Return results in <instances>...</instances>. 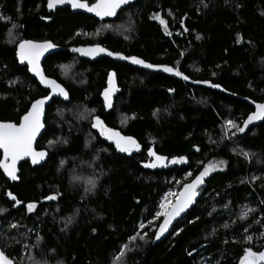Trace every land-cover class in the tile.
<instances>
[{
	"label": "trees",
	"instance_id": "obj_1",
	"mask_svg": "<svg viewBox=\"0 0 264 264\" xmlns=\"http://www.w3.org/2000/svg\"><path fill=\"white\" fill-rule=\"evenodd\" d=\"M46 5L47 0H0V120L18 123L31 102L46 93L18 64L15 48L24 38L58 44L61 50L44 63L45 71L70 93L69 101L54 99L47 108L46 131L37 148L49 152V161L39 167L24 162L15 184L0 170V207L5 209L0 214V248L16 264H28L23 244L27 239L39 256L35 261L45 264H239L246 248L261 250L264 122L231 135L235 129L226 121L242 126L254 109L245 99L264 102V0H137L124 9L116 21L132 15L127 39L107 33L103 44L154 65L177 68L182 76L107 57L80 59V68L70 67L77 56L64 49L66 41L82 42L76 31L86 27L94 28L93 33L99 23L68 9L52 15ZM110 69L117 73L121 91L106 109L101 90ZM184 75L221 85L230 94L190 84ZM97 115L107 126L135 137L143 150L132 157L117 153L92 130ZM89 135L93 141L88 144ZM149 147L185 161L167 170H145L141 163ZM242 150L260 159L246 158ZM80 161L93 162L98 173L90 192L84 177L75 179L80 186L71 181ZM214 161L226 164L207 175L197 205L158 242L155 232L163 217H154L162 197L171 189L179 191ZM54 193L57 199H45ZM29 202L37 205L34 211L27 210ZM247 209L253 211L241 219ZM125 244L128 249L121 257ZM203 244L208 245L190 255Z\"/></svg>",
	"mask_w": 264,
	"mask_h": 264
},
{
	"label": "snow or ice",
	"instance_id": "obj_2",
	"mask_svg": "<svg viewBox=\"0 0 264 264\" xmlns=\"http://www.w3.org/2000/svg\"><path fill=\"white\" fill-rule=\"evenodd\" d=\"M130 0H95V3L88 4L86 0H47V6L49 9H54L57 5L69 4L73 9H86L90 13H95L97 17H112L117 15L118 10L124 5H128ZM207 6V5H205ZM159 18V17H156ZM46 19H50L47 17ZM161 23H165L161 20ZM105 27H111V25H105ZM121 28L124 26L121 25ZM127 39V37H125ZM199 39V37H197ZM56 45L50 41L36 42L32 40H21L16 48V55L21 62H27L28 70L35 74L39 78V82L42 85H46L50 89L49 95L43 96L31 102L29 109L20 118L19 123L15 122H0V150L3 152V158H0V168L10 177L12 180H18L17 175V162L22 160L24 157H30L33 164L38 163L40 160L44 159L46 152L44 150L37 151L33 147V143L40 133L41 129L44 128V123L42 117L44 115L45 104L56 95L63 97L65 100L69 99V92L63 87L61 83H58L56 79L47 77L40 65L41 56L49 49L55 48ZM72 52L79 54L83 57H96L101 53H107L108 56L118 57L123 60L131 61L133 64L141 65L148 69L162 68L166 73H174L176 76H182V73L174 67L154 65L148 63L143 59L136 56H126L121 52H113L102 47L100 44H93L88 46H79L71 49ZM65 67V66H61ZM115 73L109 72L108 74V84L103 91V102L105 108H111L113 101L112 96L114 91H116L113 86ZM183 79L188 80V76H183ZM198 83L209 84V81H199ZM213 88H220L221 85L212 84ZM169 91H173L169 89ZM256 110L252 112L247 119L243 121V126L235 124L232 120H227L226 125L229 129H235L231 135L236 133H243L245 128L255 120L264 119V102L255 104ZM94 111V110H93ZM83 115V113L81 114ZM155 115V113H154ZM91 126L99 130V134L106 137L107 140L114 142L117 150L123 153H131L133 150H139L141 145L132 136H125L116 129L109 128L106 126L104 121L100 116L92 117ZM55 141H49V144H53ZM246 158H249L251 153L242 152L241 153ZM148 156L154 159L144 164L145 167L156 168L158 164H163L165 162H170L172 164L180 163L185 161V157H172L170 161L163 155H158L153 148H148ZM63 164V161H61ZM226 164V161H214L209 162L202 171L196 175L190 183H185L182 190L180 191L178 197L174 200H169L167 197L160 203L159 210L155 214V218L163 217L162 222L159 224L158 230L155 233V238L159 239L160 236L166 232L172 222L184 213L186 209L189 208L195 202L198 195L199 186L203 183L204 178L211 172L216 170V168H222ZM74 179H79V177H73ZM88 183L91 187L87 188L86 191H92L95 186V180L89 179ZM7 195L15 201L16 205H20L19 201L11 192ZM169 195H174L170 193ZM47 200L57 199V194H52L45 197ZM35 203L29 202L27 204V210L31 212L35 208ZM227 207V205H225ZM4 209H0L3 212ZM252 209H247L240 214V218H245ZM71 217L68 218L66 222L71 223ZM151 223V221L149 222ZM226 223L224 227H228ZM10 227H16L15 224L10 225ZM140 228H144L145 225L141 223ZM95 231V229L93 230ZM139 235V234H137ZM264 237V232L260 234ZM136 237H130L129 239H135ZM144 236H140V239H144ZM41 238L37 235V241ZM246 239L251 241L253 238L247 236ZM6 247V246H5ZM128 249V245L125 244L121 248V257L124 255L125 251ZM29 259H33L31 256ZM0 264H15V260L10 258L5 251V248H0ZM33 264H41L39 261L33 260ZM239 264H264V250L254 251L252 247H248L244 250L243 255L239 257Z\"/></svg>",
	"mask_w": 264,
	"mask_h": 264
},
{
	"label": "water",
	"instance_id": "obj_3",
	"mask_svg": "<svg viewBox=\"0 0 264 264\" xmlns=\"http://www.w3.org/2000/svg\"><path fill=\"white\" fill-rule=\"evenodd\" d=\"M136 1H137V0H130V3H129L128 5H124V6H122V8H121L120 10H118L117 15L112 16V17H103V18H101V17H97V16L95 15V13H90V12H88L86 9H73V8L71 7V5H69V4H61V5H57L54 9H49V8H48V9H49L50 11H56V10H58V9H62V8H65V7H70L71 10H72V13H74V14L82 13V14H86V15H88V16H92V17H94V18H96L97 20H100V21H113V20H116V19L118 18V16L122 13V11H123L124 9H126L127 7H129L131 4L136 3ZM86 2H87V1H86ZM87 3H88V2H87ZM94 3H95V2H94ZM88 4H89V3H88ZM89 5H90V4H89ZM47 7H48V6H47ZM36 42H40V41H36ZM41 42H44V41H41ZM50 42H51V41H50ZM52 43H53V42H52ZM53 44H54V43H53ZM102 47H104V46H102ZM73 48H74V47H73ZM104 48H106V47H104ZM71 49H72V48H71ZM106 49H108V48H106ZM60 50H61V48L58 47V46H56V47L53 48V49H49L48 51H46V52L41 56V59H40V65H41V68H42V70H43V72H44L45 75H46V72H45L44 67H43V62H44V60H45L49 55H51V54H53V53H55V52H58V51H60ZM108 50L111 51L110 49H108ZM70 51H71V50H70ZM113 52H114V51H113ZM71 53H73V54H77V53H74V52H72V51H71ZM121 53H122V52H121ZM123 54H124V53H123ZM77 55H79V54H77ZM124 55H126V54H124ZM79 56H80V55H79ZM126 56H136V55H126ZM16 57H17V55H16ZM80 57H82V58H87V59H91V60H95V59L100 58V57H108V58H110V59H112V60L119 61V62H122V63H126V64H129V65H131V66H133V67H136V68H140V69H148V68H145V67H143V66H141V65L133 64L131 61H128V60H123V59H120V58H118V57L108 56L107 53H101V54H99V55L96 56V57H83V56H80ZM136 57H138V56H136ZM138 58H139V57H138ZM140 59H141V58H140ZM17 60L19 61L20 65H27V62H26V61H25V62H21V61L19 60L18 57H17ZM163 66H166V65H163ZM149 70H150V71H154V72L166 73V72L163 71L162 68L149 69ZM28 72H29V74H30L33 78H35V79L38 81L39 85H40L44 90L50 92V89H48L46 85H42V84L39 82V78L36 77L34 73L30 72L29 70H28ZM114 73H115V77H114V81H113V86L115 87L116 91H114L113 96H112L113 104H114V102H115V98L117 97V95H118V94L120 93V91H121V89H120V87H119V82H118V76H117V73H116V72H114ZM168 74H174V73H168ZM46 76H47V75H46ZM184 76H185V75H184ZM47 77H49V76H47ZM49 78H51V77H49ZM53 79H55V78H53ZM56 80H57V79H56ZM184 80H185V79H184ZM57 81H58V80H57ZM185 81H186V82H189V83H191V84H193V85H200V86H203V87H206V88H211V89H213V90H217V91L222 92V93L230 94V93L227 92L222 86H221L220 88H213V87H211V85H212L213 83L210 82V81H209V82H210L209 84L198 83V82L191 81V80H189V79H188V80H185ZM58 83H61V82L58 81ZM61 84H62V83H61ZM62 85H63V84H62ZM63 87L67 90V88H66L64 85H63ZM106 87H109V84H108ZM67 91H68V90H67ZM103 91H104V90H103ZM68 92H69V91H68ZM69 94H70V93H69ZM47 95H49V93H48ZM44 96H46V95H44ZM101 96H102V98H103V92H102ZM41 97H43V96H41ZM41 97H39V98H41ZM37 99H38V98H37ZM54 99H61V100H64V101H69V100H70V96H69V99L65 100L63 97H60V96L56 95L55 98L50 99V100L47 101L46 104H45L44 115H43V117H42V120H43V123H44V128H42L41 131H40V133H38V135H37V137H36V139H35V141H34V143H33V147H34L37 151L44 150V151L46 152V156H45V158L42 159V160H40V161H39L38 163H36V164H33V163H32L30 157H24L22 160L18 161V162H17V175H18V177H19L18 180H12L10 177L7 176V174L3 171V169L0 168V170H1L2 173L4 174V176H5V178L7 179V181H9L11 184H15V183L20 182V176H21V172H22V171H21V165H22L24 162H29V164H30L32 167H39V166L44 165L45 163H47V162L49 161V159H50V154H49V152H48L46 149H39V148H37V144H38V141L40 140L41 136L43 135V133L46 131L45 118H46L47 108H48L49 105L52 104V102H53ZM35 100H36V99H35ZM245 100H246V102L250 103V104L253 106L254 109H253L252 112H254V111L256 110V108H255V104H256V103H261V102H255V101H252V100H250V99H245ZM113 104H112V105H113ZM29 107H30V106H29ZM28 109H29V108H28ZM252 112H250V113L248 114V116H249ZM24 114H25V113H24ZM24 114H23V115H24ZM23 115H22V116H23ZM22 116H21V117H22ZM97 116H98V115H97ZM248 116H247V117H248ZM247 117H246V119H247ZM101 119H102V120L104 121V123L106 124L104 118L101 117ZM8 121H10V120H0V122H8ZM19 121H20V120H19ZM11 122H14V121H11ZM263 122H264V119H260V120H255V121H253L251 124H249V125L245 128L244 133L248 132V131L250 130V128H252V127H254V126H257V125H260V124H262ZM15 123H17V122H15ZM18 123H19V122H18ZM106 126H107V124H106ZM242 126H243V124H242ZM107 127L112 128V127H110V126H107ZM92 129H93V131H95V132H97V133L99 134V130H98V129H95V128H93V127H92ZM113 129H114V128H113ZM116 130H117V129H116ZM118 131H120V130H118ZM120 132H121V131H120ZM121 133H122V132H121ZM99 135H100V134H99ZM122 135H125V134L122 133ZM100 136H101V135H100ZM125 136H127V135H125ZM101 137L107 140L106 137H103V136H101ZM134 138H135V137H134ZM135 139H136V138H135ZM136 140H137V139H136ZM107 141H108L110 144H113L114 147H115L114 142L109 141V140H107ZM137 141H138V140H137ZM138 143L141 145L140 149H139V150H133L131 153H123V152H120L119 150L116 149V147H115V149H116L117 153H120V154L125 155V156H128V157H132L134 154H136V153H138V152H140V151L143 150V145H142L139 141H138ZM151 148H153V147H151ZM153 149H154V148H153ZM0 151H1V153H2V157H1V158H3V152H2V150H0ZM154 151H156V150L154 149ZM156 152H157V151H156ZM157 154L160 155L158 152H157ZM146 155H147V159H148V160L142 162V163H141V166H142L143 169L148 170V171L167 170V169H171V168H174V167H176V166L182 164L181 162H180V163H176V164H172V163H170V162H165V163H163V164H158V166H157L156 168H149V167H145L144 164L151 162L154 158L148 156V150H147V152H146ZM165 157H167V156H165ZM167 158H168V161L171 160V158H169V157H167ZM193 179H195V178H193ZM193 179H192V180H193ZM206 179H207V176L204 178L203 183L199 186V189H198V195H197V197H196V199H195V202H194L192 205H190L189 208L186 209L184 213H181V215H180L179 217H177V218L172 222V224L169 226L168 230H167L166 232H164V233L160 236L159 239H157L158 242L164 240L167 236H169V234L171 233V231L173 230V228L176 226V224H177L180 220H182L184 217H186V216L189 214V212H190V211H191V210L197 205L198 201L200 200L201 196L203 195L204 188H205V184H206ZM192 180H191V181H192ZM191 181H189V182H187V183H190ZM182 188H183V186H182ZM182 188L179 190V192H178V194H177V197H178L180 191L182 190ZM9 198H10V197H9ZM10 199H11V198H10ZM11 200H12V199H11ZM162 220H163V218H162ZM162 220H161V222H162ZM2 224H3V223H2V221H1V219H0V229H1V227H2ZM157 230H158V229H157ZM207 245H208V244H203V245L199 246L198 248H196L195 250H193V251L190 253V255H194V254H196V253L201 252V251H202ZM262 250H264V248H263ZM15 264H16V262H15Z\"/></svg>",
	"mask_w": 264,
	"mask_h": 264
},
{
	"label": "rangeland",
	"instance_id": "obj_4",
	"mask_svg": "<svg viewBox=\"0 0 264 264\" xmlns=\"http://www.w3.org/2000/svg\"><path fill=\"white\" fill-rule=\"evenodd\" d=\"M120 16H121V14H120ZM120 16H118L119 18H120ZM121 18H124L123 19V21L122 22H117L116 20L115 21H107L106 23H104V24H99L98 25V29H96L95 30V32H93V33H91V36H93V37H95V38H98V35H105V34H107V33H111V34H113L114 36H116V37H121V36H124V37H128V35H129V29H130V27L128 26V20L127 19H130V18H133L132 17V15L131 14H128V15H126V16H123V17H121ZM130 23V22H129ZM105 25H111V27H105ZM121 25H123L124 27L123 28H121L120 26ZM13 31V30H12ZM75 60H74V63L75 64H73L72 63V65L70 66V67H72V66H74V67H78V64L80 63V62H78V60H80L78 57H76V58H74ZM78 68H80V67H78ZM88 69H86V71H87ZM86 73V72H85ZM84 72L80 75V77H81V80H83V74H85ZM70 78V76H69V73H68V79ZM60 116H61V118H64V115L62 114V113H60ZM86 118H88V115L85 117V119ZM92 123V122H91ZM88 138H89V140H88V144L91 142V141H93V138H91L90 137V135L88 136ZM55 143H53L52 145H54ZM238 145L237 144H233V149H234V151L235 152H239L238 151ZM241 152H243V150L241 151ZM245 152H248V151H245ZM249 153V152H248ZM251 154H253V155H251L250 157H255V158H257V159H260V156L257 154V153H251ZM218 169H220V168H216V170H218ZM78 170H79V172H78V174H75V176L76 177H79V176H82V177H84V179H85V182H86V184H88V185H90L89 183H88V181H89V179H94L95 180V182H96V179H97V175H98V173H97V171L95 170V168H94V163L93 162H91V163H88L87 165L85 164V163H83L82 161H80V168H78ZM216 170H214V171H216ZM214 171H211L208 175H210L211 173H213ZM191 171H188V173H190ZM71 181H72V183L73 184H76V185H78V186H80V185H83L80 181H75V179L73 178H71ZM178 189L177 188H175V189H171V190H169L168 192H166V194L162 197V199H161V201L160 202H162L164 199H165V197H167L169 200H174L176 197H177V194H178ZM170 193H172V194H174V195H169ZM36 205V204H35ZM37 206V205H36ZM36 206H35V208L32 210V211H34L35 209H36ZM0 209H4V208H2V207H0ZM5 212V209H4V211L3 212H0V214H3ZM67 222V221H66ZM67 224H69V223H67ZM28 230V229H27ZM29 231V230H28ZM35 242H36V244L38 245L39 243H40V240L39 241H37V239L35 240ZM23 244H24V247H26L25 249H24V257L26 258V262L28 263V264H33V260H35L37 257H39V256H35L34 255V248H35V245H31V241L29 240V239H27V240H25L24 242H23ZM29 245H31V246H29ZM32 257L33 259H29V257ZM41 264H45V262H43V263H41Z\"/></svg>",
	"mask_w": 264,
	"mask_h": 264
},
{
	"label": "flooded vegetation",
	"instance_id": "obj_5",
	"mask_svg": "<svg viewBox=\"0 0 264 264\" xmlns=\"http://www.w3.org/2000/svg\"><path fill=\"white\" fill-rule=\"evenodd\" d=\"M89 4H92V3H94L95 2V0H86ZM46 8H47V11H48V13H51L52 15L53 14H55L56 12H57V10L56 11H50L49 9H48V7H47V5H46ZM63 10H65V9H68L69 11H71L72 12V10H71V8L70 7H65V8H62ZM58 10H61V9H58ZM84 16H86V17H88V18H90V19H92L93 21H94V23H96V22H98L99 24H104V23H106L107 21H100V20H97L96 18H94V17H92V16H88V15H86V14H83ZM117 20V19H116ZM113 21H115V20H113ZM15 27H17V28H19V25L18 24H16L15 25ZM94 28H92V29H88V28H80V29H78L77 31H76V34H75V36L76 37H79L81 40H82V42H80V43H72L71 41H66V43H68L67 44V46H63L64 47V49L65 50H67L70 54H72V55H75V56H77L79 59H82V60H87V61H90V62H94V61H98L99 59H101V58H103V57H100V58H97V59H95V60H91V59H87V58H82V57H80L79 55H77V54H73V53H71V48H73V47H79V46H88V45H93V44H100L101 46H104V47H106V45H104L103 44V42H102V40H103V38H104V35H98V38H95V37H93V36H91V31L93 30ZM22 40H32V41H51V42H53L54 44H56L54 41H52L51 39H41V40H37V39H34V38H24V39H22ZM21 41V40H20ZM70 42V43H69ZM19 43V42H18ZM58 45V44H57ZM17 46H18V44H16V48H17ZM16 48H15V54H16ZM106 48H108V47H106ZM109 49V48H108ZM111 50V49H110ZM112 51V50H111ZM55 53H57V52H55ZM54 54V53H53ZM53 54H51V55H53ZM51 55H49L45 60H44V62H43V67H44V70H45V66H44V63L48 60V58L51 56ZM108 58V57H107ZM16 59H17V57H16ZM18 61V60H17ZM83 65H84V63L83 62H81ZM18 64L20 65V63H19V61H18ZM57 65V64H56ZM86 65V64H85ZM20 66H23V67H25V68H27V70H28V67H27V65H20ZM58 67H59V64H58ZM112 70L113 69H110L108 72H107V75H106V80H105V86L102 88V90H101V94H102V92H103V90L106 88V86L108 85V74H109V72H112ZM46 72V71H45ZM47 75V74H46ZM47 76H49V75H47ZM49 77H51V78H54L53 76H49ZM56 79V78H55ZM46 91V90H45ZM49 93V91H46V93L44 94V95H46V94H48ZM43 96V95H42ZM102 97V96H101ZM102 100H103V98H102ZM113 145V144H112ZM114 146V145H113ZM264 248V247H263ZM262 248V249H263ZM261 249V250H262ZM261 250H258V251H261Z\"/></svg>",
	"mask_w": 264,
	"mask_h": 264
},
{
	"label": "bare ground",
	"instance_id": "obj_6",
	"mask_svg": "<svg viewBox=\"0 0 264 264\" xmlns=\"http://www.w3.org/2000/svg\"><path fill=\"white\" fill-rule=\"evenodd\" d=\"M56 46H57V45H56ZM37 82H38V81H37ZM38 84H39V83H38ZM190 84H191V83H190ZM46 95H47V94H46ZM43 96H44V95H43ZM40 97H41V96H40ZM247 116H248V115H247ZM245 119H246V118H245ZM257 126H258V125H257ZM91 127H92V126H91ZM254 127H256V126H254ZM254 127H252V128H254ZM250 129H251V128H250ZM92 130H93V129H92ZM105 140H106V139H105ZM147 160H148V159H147ZM147 160H146V161H147ZM180 221H181V220H180ZM160 223H161V221H160ZM160 223H159V224H160ZM177 224H178V223H177ZM177 224H176V225H177ZM158 227H159V225H158ZM158 227H157V229H158ZM174 228H175V227H174ZM174 228H173V229H174ZM157 229H156V231H157ZM171 232H172V231H171ZM155 233H156V232H155ZM170 234H171V233H170ZM170 234H169V235H170ZM167 237H168V236H167ZM167 237H166V238H167ZM156 240H157V239H156ZM157 241H158V240H157Z\"/></svg>",
	"mask_w": 264,
	"mask_h": 264
}]
</instances>
